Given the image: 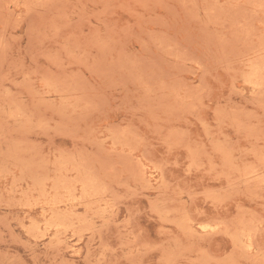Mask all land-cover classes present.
Returning a JSON list of instances; mask_svg holds the SVG:
<instances>
[{
  "label": "rangeland",
  "instance_id": "374dc122",
  "mask_svg": "<svg viewBox=\"0 0 264 264\" xmlns=\"http://www.w3.org/2000/svg\"><path fill=\"white\" fill-rule=\"evenodd\" d=\"M0 264H264V0H0Z\"/></svg>",
  "mask_w": 264,
  "mask_h": 264
}]
</instances>
